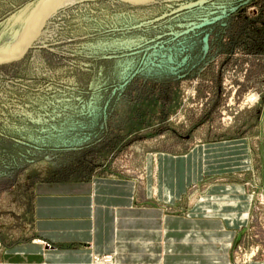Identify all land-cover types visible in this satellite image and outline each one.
Segmentation results:
<instances>
[{"label":"rangeland","instance_id":"1","mask_svg":"<svg viewBox=\"0 0 264 264\" xmlns=\"http://www.w3.org/2000/svg\"><path fill=\"white\" fill-rule=\"evenodd\" d=\"M43 1L0 0V52ZM263 123L264 0H74L58 8L28 50L0 64V264L43 240L32 228L39 185L108 178L136 182L137 208L166 211L167 241L176 245L163 249L174 251L168 264L192 256L199 238L211 241L206 230L224 240L231 264L264 261ZM243 140L247 166L218 160L174 206L157 200L158 155L187 158L200 147L204 164L207 147ZM235 185L251 195V208L233 247L234 233L189 215L198 201L196 211L209 216L231 199L239 207L243 200L228 195ZM132 234L119 240L128 249L86 264H164L156 230L135 231L134 246ZM205 249L198 253L206 257Z\"/></svg>","mask_w":264,"mask_h":264},{"label":"crops","instance_id":"2","mask_svg":"<svg viewBox=\"0 0 264 264\" xmlns=\"http://www.w3.org/2000/svg\"><path fill=\"white\" fill-rule=\"evenodd\" d=\"M261 130L264 165V123ZM196 153H200L201 158L204 149L197 148L187 158H170L165 154L158 155L157 165H160L161 169L157 171L158 191L155 197L160 203H164L163 205L166 206H174L183 197L189 184L201 181L208 168L217 163L218 160L223 159L233 166H247L249 146L247 140H243L237 144L230 143L220 147H207L204 164H198L199 159L197 161L198 155L195 157ZM150 157L151 155L148 156L147 166L151 174L145 189L148 198L153 196V163L150 161ZM229 188L231 190H229L228 195L237 196L244 203L239 202V207H237V204L231 199L230 202L224 203L227 207L222 212L209 216L204 211H196L200 202L198 201L196 206L191 209L189 218L220 223L223 231L230 232V234L234 233L231 244L234 247L237 242V231L248 226L251 206L247 200L251 198V195L247 194L244 185H235ZM226 190L223 191L224 194H227L225 193ZM37 195L32 228L36 231L38 238L48 240L47 242L52 246V249L45 248L44 241L41 239L30 244L20 245L22 250H17L10 258L13 264H86L92 260L93 256L118 252L121 244L128 249L130 243L125 244L119 241L121 236L127 240L130 233H133L132 245L134 246L136 243L134 232L137 230L141 233L147 232L149 237L152 231L156 230L160 237L159 245L162 247L160 262H162L164 255L166 256L165 260L163 259L164 264H168L172 260L171 256L174 251L165 254L163 250L167 251L169 246H173L174 249L175 245L173 241L170 244L167 241L169 229L163 225L168 218L164 216L166 211L156 209L153 212L152 210L137 208V185L134 181H119L108 178L95 179L87 183L42 184L38 186ZM153 213L157 221L153 220ZM229 214L236 216L234 218ZM245 214L248 215V218L242 220V215ZM206 231L208 235L214 237L211 239L212 242L209 239L199 238L194 247V254L183 259L176 257V264H202L204 260L207 261V264H231L230 250L228 254L223 251L226 247L224 240L217 239L214 230ZM197 233L194 235L200 236ZM140 236H145V234ZM188 242L189 240H186L185 243L188 244ZM205 242L208 243L204 244ZM88 243L92 244V249H88ZM151 244L149 239V242L144 246L148 250ZM200 246H207V249H212V252L205 249L207 256L204 257L198 253ZM216 247H220L223 253L217 252ZM168 255L170 258L167 257ZM130 258L135 260V254L133 253ZM252 264H264V261Z\"/></svg>","mask_w":264,"mask_h":264},{"label":"bare ground","instance_id":"3","mask_svg":"<svg viewBox=\"0 0 264 264\" xmlns=\"http://www.w3.org/2000/svg\"><path fill=\"white\" fill-rule=\"evenodd\" d=\"M74 0H44L36 11L34 20H31L28 27L20 35L16 42H11L6 48L8 50L0 52V62H8L19 57L25 49L26 44L33 38L31 46L35 43L39 37L47 19L54 14L58 8L65 6L66 4L73 3ZM134 5L146 4L155 0H122ZM30 46V47H31ZM29 47V48H30ZM28 48V49H29ZM27 49V50H28Z\"/></svg>","mask_w":264,"mask_h":264},{"label":"water","instance_id":"4","mask_svg":"<svg viewBox=\"0 0 264 264\" xmlns=\"http://www.w3.org/2000/svg\"><path fill=\"white\" fill-rule=\"evenodd\" d=\"M150 1V0H149ZM33 42V38L28 42V44H26V46H25V49H24V51H26L30 46H31V43ZM1 63H4V62H0V64Z\"/></svg>","mask_w":264,"mask_h":264}]
</instances>
